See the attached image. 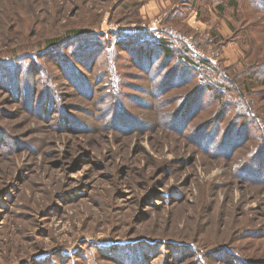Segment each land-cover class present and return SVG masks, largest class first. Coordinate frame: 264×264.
<instances>
[{
    "label": "rangeland",
    "instance_id": "1",
    "mask_svg": "<svg viewBox=\"0 0 264 264\" xmlns=\"http://www.w3.org/2000/svg\"><path fill=\"white\" fill-rule=\"evenodd\" d=\"M0 264H264V0H0Z\"/></svg>",
    "mask_w": 264,
    "mask_h": 264
},
{
    "label": "built area",
    "instance_id": "2",
    "mask_svg": "<svg viewBox=\"0 0 264 264\" xmlns=\"http://www.w3.org/2000/svg\"><path fill=\"white\" fill-rule=\"evenodd\" d=\"M169 35L176 37V33L173 30H170L168 32ZM180 38L182 39V41H184V44L186 45V48L188 49L189 52H192L194 54V56H196L197 58H200L202 60L205 61H209L212 63H217L216 60H214L213 57L211 56H205L204 53H202V51H200L199 49H197L196 45L193 43L192 38H188V37H183L182 35H180Z\"/></svg>",
    "mask_w": 264,
    "mask_h": 264
},
{
    "label": "trees",
    "instance_id": "3",
    "mask_svg": "<svg viewBox=\"0 0 264 264\" xmlns=\"http://www.w3.org/2000/svg\"><path fill=\"white\" fill-rule=\"evenodd\" d=\"M162 48H163V50L165 51V53H166V55H171V48H170V46L167 44V41H164V40H162ZM196 57V56H195ZM197 58V57H196ZM196 58H191L193 61H195V62H197L200 66H205L207 63L204 61V60H202L201 59V61L200 60H196ZM184 59H186V58H184ZM195 59V60H194ZM187 60V59H186ZM207 89H213L211 86H209V85H207Z\"/></svg>",
    "mask_w": 264,
    "mask_h": 264
}]
</instances>
